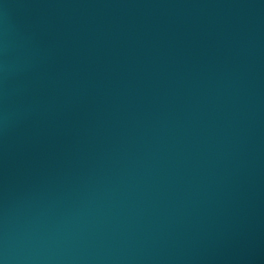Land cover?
<instances>
[{"label":"water","instance_id":"water-1","mask_svg":"<svg viewBox=\"0 0 264 264\" xmlns=\"http://www.w3.org/2000/svg\"><path fill=\"white\" fill-rule=\"evenodd\" d=\"M0 264H264V0H0Z\"/></svg>","mask_w":264,"mask_h":264}]
</instances>
